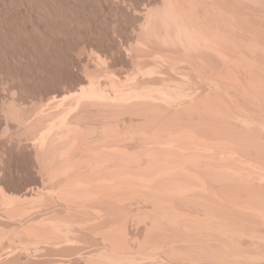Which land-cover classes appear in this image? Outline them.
<instances>
[{"label":"bare ground","instance_id":"1","mask_svg":"<svg viewBox=\"0 0 264 264\" xmlns=\"http://www.w3.org/2000/svg\"><path fill=\"white\" fill-rule=\"evenodd\" d=\"M98 3L0 0L2 55L43 14L79 70L33 97L0 54V264H264V0Z\"/></svg>","mask_w":264,"mask_h":264},{"label":"rangeland","instance_id":"2","mask_svg":"<svg viewBox=\"0 0 264 264\" xmlns=\"http://www.w3.org/2000/svg\"><path fill=\"white\" fill-rule=\"evenodd\" d=\"M16 12V11H15ZM19 12V11H18ZM11 14H12V12H11ZM11 14H8L9 15V17H10V15ZM14 14H17V17H18V19H19V17H20V15H19V13H14ZM19 15V16H18ZM16 17V16H15ZM17 19V20H18ZM85 36V35H84ZM83 36V37H84ZM81 38V39H84V38ZM21 38H23V37H21ZM20 37L19 38H17V40H18V44L20 43V45H21V47H19V46H17V48L16 49H10L8 52V56H9V54L10 53H14V55L15 54H20L21 55V59L19 60V61H21L20 63H18V66H16L17 64H15V65H12V64H10V65H7V63H6V61H5V59L7 58V54H5V52H7L6 50H5V52H3V55L1 54V57L2 56H6V58H5V56L4 57H2V58H5V59H3L4 60V63L2 64V65H5L3 68H4V70H12V73H13V71L16 73H18V75H20V77H21V81H22V78H23V88L24 89H27L29 92H30V94L28 93V91L26 90V92L28 93V95H30V96H33V97H38L39 96V94H40V90L42 91V89H43V87H45V88H48L49 86H50V84L51 85H54V83H53V80H55L56 82H57V80L58 79H61L62 81H64L65 80V78H66V80H70L72 77H75V74H76V70L78 69V64L77 65H75L74 63L76 62V60L74 59V57L72 56V54H71V56H70V54L69 55H67L68 53H69V51H68V53H66V46H67V44H71L72 42H75L74 40H72L71 38H68V39H64V41L62 42L61 41V39H55V41H53L54 42V44H55V42L57 41V44H59L60 42L59 41H61V43L57 46V45H53V46H50V48L49 49H44V48H42V46H41V43H40V41L39 42H33V41H35V39L32 41V39L31 40H29V38H28V40H27V38L25 37V39L23 38V39H21ZM78 39H80V38H78ZM77 38H76V41L78 40ZM16 39H15V43H16V41H17ZM42 40V39H41ZM85 40H86V36H85ZM44 41V40H43ZM70 41V42H69ZM72 41V42H71ZM79 41V40H78ZM45 42V41H44ZM33 43H34V45H33ZM17 44V43H16ZM51 45V44H50ZM60 45L63 47V49H64V47H65V53H63L64 52V50L63 49H60ZM41 46V47H40ZM0 52H1V50H0ZM61 52V53H60ZM60 53V54H59ZM57 54H59V55H57ZM64 54H66V56H63ZM61 55V56H60ZM58 56V57H57ZM70 56V57H69ZM30 57H31V59L33 60L34 58L36 59L35 61H34V65H32L33 64V61H31V59H30ZM33 57V58H32ZM2 58H0V59H2ZM69 58V59H68ZM72 58V59H71ZM24 61H23V60ZM70 59H71V61H70ZM74 59V60H73ZM61 60V61H60ZM67 60H69V61H67ZM72 60H73V62H72ZM18 61V62H19ZM3 62V61H2ZM27 62V63H26ZM29 62V63H28ZM68 62V63H67ZM1 63V62H0ZM32 63V64H31ZM36 63V64H35ZM71 63H73V64H71ZM22 65V66H20V65ZM25 64H27V65H25ZM30 66V67H32V68H28L27 66ZM39 66V68H41V70H43V71H45L44 72V74L41 72V70L39 69V68H37V67H35V68H37L36 70H35V68H33V66ZM69 65H73L72 66V74H71V76H69L67 73H68V66ZM40 66H42V67H40ZM75 66V67H74ZM77 67V68H76ZM6 68V69H5ZM44 68V69H43ZM32 69V70H31ZM39 69V70H38ZM34 70H35V72H34ZM74 70V71H73ZM11 72V71H10ZM37 72H40L39 74H37V75H35V77H34V74H36ZM74 72V73H73ZM77 72L79 73V70H77ZM14 74V73H13ZM40 74H42V75H40ZM40 76V78H39V76ZM74 75V76H73ZM1 76H3V74L1 75ZM23 76V77H22ZM37 76V77H36ZM68 77V78H67ZM37 78H39V80L37 79ZM38 80V81H37ZM65 80V81H66ZM54 81V82H55ZM58 81H60V80H58ZM49 83V84H48ZM16 84H17V82H16ZM15 84V85H16ZM49 85V86H48ZM26 88H25V87ZM48 86V87H47ZM41 87H42V89H41ZM38 91V92H37ZM25 92V93H26ZM35 92H37V93H39L38 94V96H35V95H37V93H35ZM27 95V94H26ZM26 95H20V94H18V95H16V97L18 98V99H20V100H24V101H26L27 99H28V97H30V96H26ZM4 96H6V97H9L10 96V90H8V89H6V90H2V89H0V100H1V98L2 97H4ZM1 117V116H0ZM3 121L1 120V118H0V123H1V126L0 127H2L3 125H4V123H2ZM13 154V153H12ZM10 155V156H8V158L6 159V160H4V162H3V166H1V168L3 167V169H1L0 170V179L1 180H4V182H6V184L8 185V186H11V187H14V188H17L18 186V188H20L21 186L23 187V185H25L24 184V182L25 183H27V182H29L30 181V179L32 178V173H31V170L30 169H28L29 168V165H28V163H26L28 160H27V158H26V160L24 159V156L22 157V156H20V154H16L15 152H14V156L13 155ZM16 154V155H15ZM19 155V156H18ZM12 156V157H11ZM21 158V159H20ZM24 159V160H23ZM28 166H27V165ZM25 168V169H24ZM6 169V170H5ZM25 170V171H24ZM24 172V173H23ZM31 173V174H30ZM24 174V175H23ZM25 174H27V175H25ZM29 174V175H28ZM3 178H2V177ZM5 176V177H4ZM28 178H29V180H28Z\"/></svg>","mask_w":264,"mask_h":264},{"label":"snow or ice","instance_id":"3","mask_svg":"<svg viewBox=\"0 0 264 264\" xmlns=\"http://www.w3.org/2000/svg\"><path fill=\"white\" fill-rule=\"evenodd\" d=\"M96 10L97 25H106L109 33L115 37L119 34L120 27L125 22L127 13L130 9H127L125 17H122L119 12L113 13L110 11L109 5L104 3V0H99L98 4L93 5ZM19 29L22 36L35 39L39 42L48 33V30L53 26V21L43 14H32L31 16H25L24 20L19 23ZM69 76L72 74V66H68Z\"/></svg>","mask_w":264,"mask_h":264}]
</instances>
